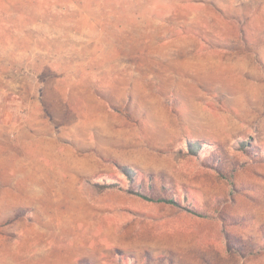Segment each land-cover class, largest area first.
Here are the masks:
<instances>
[{"label":"rangeland","instance_id":"374dc122","mask_svg":"<svg viewBox=\"0 0 264 264\" xmlns=\"http://www.w3.org/2000/svg\"><path fill=\"white\" fill-rule=\"evenodd\" d=\"M4 188L16 264H264V0H0Z\"/></svg>","mask_w":264,"mask_h":264},{"label":"crops","instance_id":"0c3cea01","mask_svg":"<svg viewBox=\"0 0 264 264\" xmlns=\"http://www.w3.org/2000/svg\"><path fill=\"white\" fill-rule=\"evenodd\" d=\"M33 33H38V30L33 31ZM24 160H23V164H24ZM22 165L20 164V167ZM23 167H25V164L23 165ZM24 171H28L31 172L32 171V167H26L24 169ZM26 178H34L37 177L36 175H34V173H29L27 176H25ZM7 189H3V192H1L0 194H6ZM12 196V197H11ZM4 197V199H3ZM2 197V204L4 205V211L6 210V198L5 196ZM11 200L13 201V203L17 202V198L13 199V195H10ZM6 202V204L4 203ZM27 203V202H26ZM15 231H17V229H15ZM16 235H18L17 233H15ZM23 240H18L17 238H8L5 234H0V264H16V259L18 257V261L19 259H22L23 257V248H24V244L22 243ZM16 242L19 243V245L16 244ZM24 245V246H23ZM27 247V246H25ZM30 263V262H28Z\"/></svg>","mask_w":264,"mask_h":264},{"label":"bare ground","instance_id":"6f19581e","mask_svg":"<svg viewBox=\"0 0 264 264\" xmlns=\"http://www.w3.org/2000/svg\"><path fill=\"white\" fill-rule=\"evenodd\" d=\"M26 190H27V189H26ZM23 191H24V190H23ZM29 191H31V190H29ZM32 191H33V190H32ZM28 193L30 194V192H28ZM24 194H25V193H24ZM35 194H36V193H35ZM15 195H16V194H15ZM26 195H27V194H26ZM31 195H34V194L31 193ZM22 196H23V195H22ZM11 197H12V196H11ZM30 197H31V196H30ZM33 197H34V196H33ZM26 198H27V197H26ZM26 198H25V199H26ZM28 198H29V197H28ZM33 199H34V198H33ZM26 200H29V199H26ZM22 201H23V200H22ZM24 202H25V201H24ZM29 202H31V201L29 200Z\"/></svg>","mask_w":264,"mask_h":264},{"label":"trees","instance_id":"16d2710c","mask_svg":"<svg viewBox=\"0 0 264 264\" xmlns=\"http://www.w3.org/2000/svg\"><path fill=\"white\" fill-rule=\"evenodd\" d=\"M142 196V195H141ZM142 197H144V196H142Z\"/></svg>","mask_w":264,"mask_h":264}]
</instances>
